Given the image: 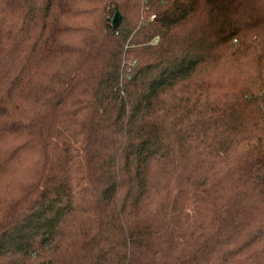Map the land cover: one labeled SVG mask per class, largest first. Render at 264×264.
I'll list each match as a JSON object with an SVG mask.
<instances>
[{"label":"trees","instance_id":"16d2710c","mask_svg":"<svg viewBox=\"0 0 264 264\" xmlns=\"http://www.w3.org/2000/svg\"><path fill=\"white\" fill-rule=\"evenodd\" d=\"M4 180L0 264H264V0H0Z\"/></svg>","mask_w":264,"mask_h":264},{"label":"water","instance_id":"95a60500","mask_svg":"<svg viewBox=\"0 0 264 264\" xmlns=\"http://www.w3.org/2000/svg\"><path fill=\"white\" fill-rule=\"evenodd\" d=\"M120 20H121V16H120V14H119V13H116V14L113 16V18H112V26H113V27H116V26L119 24Z\"/></svg>","mask_w":264,"mask_h":264},{"label":"rangeland","instance_id":"374dc122","mask_svg":"<svg viewBox=\"0 0 264 264\" xmlns=\"http://www.w3.org/2000/svg\"><path fill=\"white\" fill-rule=\"evenodd\" d=\"M2 183L0 184V193L4 194V192L7 191V187H8V182L6 180L1 181ZM7 182V183H6Z\"/></svg>","mask_w":264,"mask_h":264},{"label":"built area","instance_id":"2783aa9c","mask_svg":"<svg viewBox=\"0 0 264 264\" xmlns=\"http://www.w3.org/2000/svg\"><path fill=\"white\" fill-rule=\"evenodd\" d=\"M233 43H236V40H234Z\"/></svg>","mask_w":264,"mask_h":264}]
</instances>
